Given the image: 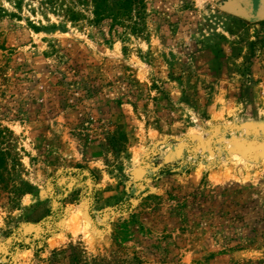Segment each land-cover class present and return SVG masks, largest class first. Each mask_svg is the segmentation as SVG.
Returning <instances> with one entry per match:
<instances>
[{"label": "rangeland", "instance_id": "1", "mask_svg": "<svg viewBox=\"0 0 264 264\" xmlns=\"http://www.w3.org/2000/svg\"><path fill=\"white\" fill-rule=\"evenodd\" d=\"M261 1L0 0V264H264Z\"/></svg>", "mask_w": 264, "mask_h": 264}, {"label": "trees", "instance_id": "2", "mask_svg": "<svg viewBox=\"0 0 264 264\" xmlns=\"http://www.w3.org/2000/svg\"><path fill=\"white\" fill-rule=\"evenodd\" d=\"M18 3V2H17ZM51 5L55 7H60L61 9L65 7L64 11L67 17L74 21L80 15L75 9L77 5H86L89 3L91 6V12L93 15V20L95 22H100L103 20H110L113 25L123 26L125 23H129L132 20V12L135 0H69L70 5L64 6V0H50ZM1 163V158H0ZM87 173V176L84 175ZM68 178L81 176L82 181L89 180L91 184L95 185L98 182V176L89 168L83 167L77 164L73 167L69 173H66ZM51 191H45L44 194L36 192V201L30 207V211L24 220L26 222H41L49 219L50 222H55L59 214L65 209L64 201L69 199L74 201L78 199L82 194L75 185L71 188L60 189L56 186L55 180L51 182ZM87 188V186H85ZM65 194L64 198L59 199V194ZM95 196V192H93ZM57 202L58 205L54 208L51 206V202ZM23 247V245H22Z\"/></svg>", "mask_w": 264, "mask_h": 264}, {"label": "water", "instance_id": "3", "mask_svg": "<svg viewBox=\"0 0 264 264\" xmlns=\"http://www.w3.org/2000/svg\"><path fill=\"white\" fill-rule=\"evenodd\" d=\"M261 7L264 8V1L259 2V4L257 5L256 8H257V10H260ZM260 18H264V12L260 13V11H259V14L253 12L251 19H260Z\"/></svg>", "mask_w": 264, "mask_h": 264}]
</instances>
